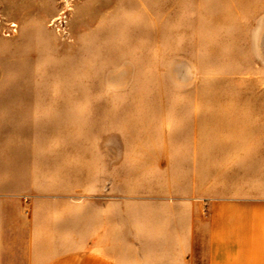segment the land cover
<instances>
[{"label":"rangeland","instance_id":"374dc122","mask_svg":"<svg viewBox=\"0 0 264 264\" xmlns=\"http://www.w3.org/2000/svg\"><path fill=\"white\" fill-rule=\"evenodd\" d=\"M196 146L246 148L257 180L264 0H0V166L28 215L30 181L81 200L99 165L109 192Z\"/></svg>","mask_w":264,"mask_h":264},{"label":"crops","instance_id":"0c3cea01","mask_svg":"<svg viewBox=\"0 0 264 264\" xmlns=\"http://www.w3.org/2000/svg\"><path fill=\"white\" fill-rule=\"evenodd\" d=\"M198 148L109 192L99 165L81 200L30 181L29 215L26 182L0 166V264H264V163L251 181L246 148L218 162Z\"/></svg>","mask_w":264,"mask_h":264}]
</instances>
